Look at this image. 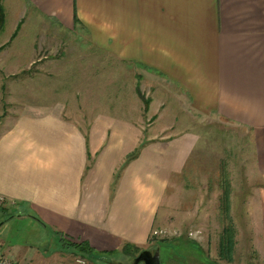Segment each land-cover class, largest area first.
I'll use <instances>...</instances> for the list:
<instances>
[{
	"label": "crops",
	"instance_id": "0c3cea01",
	"mask_svg": "<svg viewBox=\"0 0 264 264\" xmlns=\"http://www.w3.org/2000/svg\"><path fill=\"white\" fill-rule=\"evenodd\" d=\"M2 7L5 24L18 16L15 31L29 13L33 23L85 42L107 59L110 87L119 86L109 105L82 100L93 113L87 119L68 99L39 104L31 90L18 112L0 115L2 257L88 264L77 248L85 245L91 264H116L125 244L148 251L167 185L192 163L199 142L196 132L170 134L157 122L187 113L247 138V196L229 214L245 218L234 225L235 247L242 229L253 255L166 264H264V0H2ZM43 70L29 83L47 89L57 74Z\"/></svg>",
	"mask_w": 264,
	"mask_h": 264
},
{
	"label": "rangeland",
	"instance_id": "374dc122",
	"mask_svg": "<svg viewBox=\"0 0 264 264\" xmlns=\"http://www.w3.org/2000/svg\"><path fill=\"white\" fill-rule=\"evenodd\" d=\"M24 18L20 31L14 29L18 16H10L0 32V115L9 118L18 112L19 105L29 102L25 96L30 95V90L36 91L39 104L68 99L70 106H77L80 112L83 109L87 111L77 113L86 119L93 113L83 107L82 100H86V106L90 108L93 97L98 96L99 100L104 99L109 105L111 89L116 91L119 86L110 87V74L106 69L109 63L105 56L97 58L98 55L85 42L72 35L50 31L53 30L50 24L40 19L33 23L29 13ZM15 32L17 34L11 40ZM43 49H48L45 58L40 53ZM33 58L35 62L30 64ZM46 65L50 68L48 72L57 74L50 77L47 89L44 84L35 87L31 84L34 82L29 83L30 80L35 81V73L42 71ZM94 81L96 85H93ZM65 114L75 118L73 114L76 113ZM185 116L182 113H164L157 122L161 128L171 131L170 134L183 130L196 132L199 142L190 159L192 163L167 185L149 251L152 254L159 251L160 264L171 261V257L186 261L192 257L201 263H220L218 245L226 222L219 208L221 189L218 181L221 170L229 174L233 181L232 184L230 182V207L236 204L239 207L240 196H247L245 184L241 183V177L245 175L241 162L248 157V142L243 131L223 121L193 119L187 113ZM148 122L152 123L151 127L155 125L153 119ZM231 217L237 228L240 223L246 222L244 217ZM240 231L238 245L234 247L236 260L253 255L252 249L246 246L244 232ZM118 254H114L116 264H133V259Z\"/></svg>",
	"mask_w": 264,
	"mask_h": 264
},
{
	"label": "trees",
	"instance_id": "16d2710c",
	"mask_svg": "<svg viewBox=\"0 0 264 264\" xmlns=\"http://www.w3.org/2000/svg\"><path fill=\"white\" fill-rule=\"evenodd\" d=\"M4 24H5L4 11L2 7V0H0V31L3 29ZM16 34H17L16 32L13 34L11 40L16 36ZM3 48L4 46L1 47V49ZM137 151H139V149H137ZM135 155L136 152L133 154V156H130L126 160V162L131 161L135 157ZM228 176H229L228 173L221 170L220 179L218 181L219 187L221 189V196L219 198L220 201L219 208H220V213L226 222L225 227L222 229V235L219 239L218 255L221 260L232 262L234 256L236 232L233 226L234 225L233 219L229 214L230 204H231L230 203L231 186ZM77 248L78 251L82 253V258L86 259L88 262H93L92 260L96 259V257L91 254V251L87 248V246L78 245ZM121 253L127 258L128 257L132 258L134 261V259L137 257V254L139 255L141 252L137 247L132 246L130 244H125L121 250Z\"/></svg>",
	"mask_w": 264,
	"mask_h": 264
},
{
	"label": "water",
	"instance_id": "95a60500",
	"mask_svg": "<svg viewBox=\"0 0 264 264\" xmlns=\"http://www.w3.org/2000/svg\"><path fill=\"white\" fill-rule=\"evenodd\" d=\"M160 264L159 251L153 254L150 251L141 252L133 261V264Z\"/></svg>",
	"mask_w": 264,
	"mask_h": 264
},
{
	"label": "built area",
	"instance_id": "2783aa9c",
	"mask_svg": "<svg viewBox=\"0 0 264 264\" xmlns=\"http://www.w3.org/2000/svg\"><path fill=\"white\" fill-rule=\"evenodd\" d=\"M5 204V198L0 196V206ZM77 264H85V261L83 260H76ZM0 264H16L15 262H13L11 259L6 258V257H2L0 255Z\"/></svg>",
	"mask_w": 264,
	"mask_h": 264
},
{
	"label": "flooded vegetation",
	"instance_id": "af4514ba",
	"mask_svg": "<svg viewBox=\"0 0 264 264\" xmlns=\"http://www.w3.org/2000/svg\"><path fill=\"white\" fill-rule=\"evenodd\" d=\"M140 264H143V263H140Z\"/></svg>",
	"mask_w": 264,
	"mask_h": 264
}]
</instances>
